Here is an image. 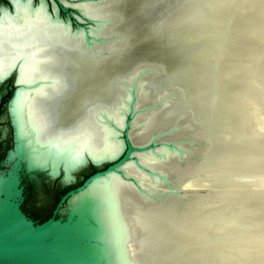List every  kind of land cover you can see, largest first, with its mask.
<instances>
[{"label":"water","instance_id":"1","mask_svg":"<svg viewBox=\"0 0 264 264\" xmlns=\"http://www.w3.org/2000/svg\"><path fill=\"white\" fill-rule=\"evenodd\" d=\"M11 1L16 10L24 4ZM33 1L25 3L29 11ZM67 1L39 4L48 21L60 22L59 40L70 44L73 73L63 79L73 110L84 113L69 127L75 152L48 156L53 167L39 165L19 133L16 101L51 85L49 77L22 79L25 60L42 63L40 45L21 50L0 71V264H136V235L128 232L123 198L159 206L192 190L232 187L215 185L205 171L179 173L184 163L202 158V147L211 142L195 132L190 108L197 115L200 109L186 98L193 90V56L206 50L189 51L199 28H183L186 19L177 13L170 17L169 0ZM24 20L17 12L2 27L17 28ZM63 101L56 103L57 121ZM169 106L175 107L172 114L139 135L144 114ZM108 139L119 147L106 149ZM197 177L204 182L196 185ZM168 232L164 226L156 242Z\"/></svg>","mask_w":264,"mask_h":264},{"label":"bare ground","instance_id":"2","mask_svg":"<svg viewBox=\"0 0 264 264\" xmlns=\"http://www.w3.org/2000/svg\"><path fill=\"white\" fill-rule=\"evenodd\" d=\"M180 3V0H169L165 9L170 17L177 13L186 19L181 24L183 28L187 24L192 28L194 24L193 28L200 29L199 34L196 33V45H192L189 51H201L202 48L206 54L193 56V90L186 98L193 99L200 109V115H197L189 107L198 124L195 132L211 142L202 147V158L184 163L179 173L185 177L205 171L208 177L217 178L218 173L221 175L220 172L228 169L225 167L238 162L240 151L242 148L246 150L250 143L246 140L244 142L249 143L242 146L243 137L240 139L236 132L246 125L250 105L245 98L253 96L251 93L258 89H255V79L264 52V38L261 37L264 0H187ZM16 6V12L24 14L25 20L17 28L0 27V71L13 62L21 50L37 43L40 45L42 63L25 60L28 67L23 70L22 79L33 82L39 76L49 77L51 85L39 86L31 94H23L24 99L16 101L15 109L20 136L28 140L33 159L39 165L48 163L53 167L54 161H49L48 156L75 152L68 143L73 138L69 133L70 123L77 115L84 118L80 107L73 110L70 87L63 79L64 75L73 73L70 44L59 40L62 26L60 22H50L44 17L42 5L39 4L34 11L21 10L28 6L25 3ZM187 17L191 18L188 22ZM179 49L182 51V46ZM63 98L57 121L56 103ZM174 109L169 106L144 114L139 135H144L153 123L166 119ZM236 135L242 144H236ZM106 142L104 147L108 150L119 147L114 140ZM249 148L247 154L254 158L251 156L254 150L251 151V146ZM256 156L260 157V153ZM194 181L196 185L204 182L198 177ZM231 184H217L232 187L211 191L192 190L180 199L169 197L159 206H144L134 196L123 198L122 212L127 218L128 232L131 237L134 233L136 235L132 245L135 263L151 264V260L156 259V264L166 261L178 264H264V206L261 205L264 191H254L246 186V190L235 188L233 186L237 185ZM164 226L169 229L167 238L157 243L154 237ZM147 238L150 242L146 247Z\"/></svg>","mask_w":264,"mask_h":264},{"label":"rangeland","instance_id":"3","mask_svg":"<svg viewBox=\"0 0 264 264\" xmlns=\"http://www.w3.org/2000/svg\"><path fill=\"white\" fill-rule=\"evenodd\" d=\"M263 31H262L263 34L261 37L264 38ZM260 59H261L259 62L260 71L259 73H257L256 79H255L256 80L255 89H257V87L258 89H257V92L254 91L255 94L253 92L251 93L253 94V96H247L245 98L246 100L248 99V103L250 105L247 111L248 117L246 120V125H244V128L242 130H239L242 128V127H239L238 132H236V134L240 137V139L243 137L241 140V142L243 141V144L240 142V139L237 135L235 138L236 144L238 142V144L240 143L243 146L244 144L247 145L250 142L248 144L249 146L247 145L246 146L247 148L244 147L246 148V150L242 148L239 154V159L237 160L238 162H235V164H232L231 165L232 168L231 166L225 167L224 169H227V168L228 169L225 170V172H220L221 175H219L218 173L217 178L209 177L210 180H214L212 182L214 184L215 183L217 184H225V183L231 184L232 183L231 185H235V184L237 185V186H233L235 188H240V189L242 188L246 190V187H247L248 189L251 188V190H254V191L255 189H261L260 190L261 192L264 191V52L262 53ZM246 140H249V142L247 141L248 143H245ZM250 146H251V151L254 150V153L251 155V156H254V158L250 157V153L247 154V151L248 149H250L249 148ZM243 150H245L246 152ZM242 153H245V154H242ZM259 153H260V157L255 158V156L256 155L258 156ZM240 156H241V159H240ZM242 156L245 157L246 160ZM212 176H214V174ZM243 182L244 183L247 182L246 185ZM250 183H253L252 185L254 187L251 186ZM261 205L264 206V202Z\"/></svg>","mask_w":264,"mask_h":264},{"label":"flooded vegetation","instance_id":"4","mask_svg":"<svg viewBox=\"0 0 264 264\" xmlns=\"http://www.w3.org/2000/svg\"><path fill=\"white\" fill-rule=\"evenodd\" d=\"M21 1L26 3L28 0H21ZM39 2H40V0H34L32 8H37ZM27 7H25V8L22 7L21 9L24 11H27L28 10ZM37 10L42 11L43 9L38 8ZM50 10L53 11L52 7H50ZM16 13H17L16 8L14 7V4L11 0H0V26L1 27L6 25V24H10L11 22H9L8 19L12 15H15ZM62 15H64V13H62ZM4 28H7V27H4Z\"/></svg>","mask_w":264,"mask_h":264}]
</instances>
